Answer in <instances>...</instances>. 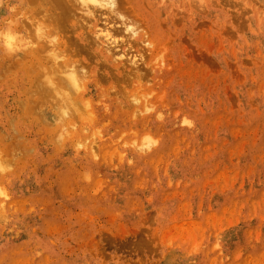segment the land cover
<instances>
[{"label": "rangeland", "instance_id": "rangeland-1", "mask_svg": "<svg viewBox=\"0 0 264 264\" xmlns=\"http://www.w3.org/2000/svg\"><path fill=\"white\" fill-rule=\"evenodd\" d=\"M122 2L140 73L88 40L58 86L0 73V264H264V0Z\"/></svg>", "mask_w": 264, "mask_h": 264}, {"label": "bare ground", "instance_id": "bare-ground-1", "mask_svg": "<svg viewBox=\"0 0 264 264\" xmlns=\"http://www.w3.org/2000/svg\"><path fill=\"white\" fill-rule=\"evenodd\" d=\"M120 2L123 3L122 0H119V3L118 0H0V40L2 41V48H0V73L4 75L10 74V76L11 74H23L27 76L32 75V77L34 78L35 76L40 74L44 76H41L43 80L47 75H52L56 80L55 82L58 86V83L61 80V74H63L64 72L63 68H65L67 65H65V63H59L56 56L57 54L54 55V51L57 49L56 47H59L63 44L58 45L57 43L60 41H58L57 43L55 42V44L53 40H76V42H80L78 43V47L82 49L86 48L87 50H92L93 48H95L94 52L97 51L103 58L108 57L111 58L114 63L118 62L121 67V72L119 73H123L127 76L137 74L140 69L138 71L139 64H137L135 59L139 57L137 61L144 63L142 62L143 55L150 51L148 48L151 47L152 44L149 42V40L153 39H151L150 35L142 29V26L144 25L141 22L142 20H140V22L143 25L136 20V17L134 19V15L132 17L130 16L133 14L132 12H130V15L128 14V11L132 10L130 8V10L127 8V11L126 9L122 8L123 6H120ZM85 40L91 42L95 47L89 48L90 43L83 44L86 42ZM136 40H140L139 43H137ZM132 43L136 45V47ZM141 52H144V54H142ZM88 54L89 53H87V56ZM123 57L125 58V60L123 61L118 59H121ZM91 58H93V56H91ZM96 60L97 59H95V61ZM156 60L158 59L153 58V65L157 64ZM101 62L103 63V61ZM92 63L90 62L89 64ZM83 64H86V62ZM76 66H78V64ZM89 66H87V68ZM98 66L101 67L102 65ZM104 67L108 68L106 65ZM104 67L99 69L105 70ZM82 70L83 69H81V71ZM146 70H148V68ZM153 70L155 69L152 66L151 71L149 69L150 74L154 72ZM86 71L88 70H85V72ZM72 74L73 73H71L69 76L70 79H67L70 82H67V84L68 86L71 85V87H69L75 92L78 91L79 93L81 91L79 83L81 80H77L75 77H73ZM41 77L39 78L40 81L42 80ZM69 77L67 76L66 78ZM48 78L49 79L46 78L48 81L52 80H50V77ZM74 78L77 80V82H79L77 83ZM37 79L38 77L36 78V80ZM33 80L35 79L32 78L31 81ZM42 81L41 86H43ZM48 81L46 83H49ZM62 84L61 87H64L66 85L64 83L63 86ZM37 85L40 84L38 83ZM49 85L47 84V86ZM53 85H55V83H53ZM45 88L46 87L44 86V89ZM51 89L52 88H50V91L46 89L47 94H49L50 92L53 94V92L56 91L54 88L53 89L55 91ZM69 89L67 90V92L71 90ZM46 90H44V92ZM64 95L65 94H63V97H61V101H59L58 96L55 97L56 95L54 96L55 99L54 97L52 98L55 102H57L56 100H58V103L61 102V104L57 103V106H62L60 107L61 109L63 108V106L66 108L68 105H71V103L69 102L74 101L73 107L76 106H74V104L79 103L75 102V100L77 101L76 98H74L75 100L71 99V96L70 98L66 97L65 99ZM47 97L48 95H46V98ZM133 98V102H135V104H138L135 106L133 105L134 103L130 101L131 103H133L132 105L137 108V111L135 110L134 113L145 114L150 111L151 106L149 107V105L141 103L140 100L141 98H143L142 100L144 101L146 96H144L143 94H139L137 96H134ZM52 99L50 98L49 101H51ZM52 103L54 102H51V105ZM70 107L72 108V106ZM65 108L64 111L67 109ZM71 108L69 112H71ZM57 110H59V107L57 108ZM64 111H61L62 115H64V113H67ZM75 112L80 113L78 111ZM68 114L70 115V113ZM153 145H155L154 141H151L148 137L143 140L142 144L136 145L135 143H131V146H133L134 149L143 153L150 150Z\"/></svg>", "mask_w": 264, "mask_h": 264}]
</instances>
